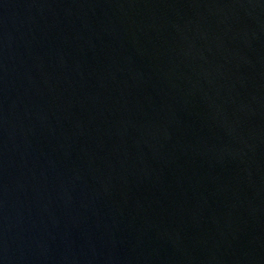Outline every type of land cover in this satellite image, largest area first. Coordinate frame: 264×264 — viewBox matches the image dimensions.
<instances>
[{"label":"water","instance_id":"obj_1","mask_svg":"<svg viewBox=\"0 0 264 264\" xmlns=\"http://www.w3.org/2000/svg\"><path fill=\"white\" fill-rule=\"evenodd\" d=\"M0 264H264V0H0Z\"/></svg>","mask_w":264,"mask_h":264}]
</instances>
